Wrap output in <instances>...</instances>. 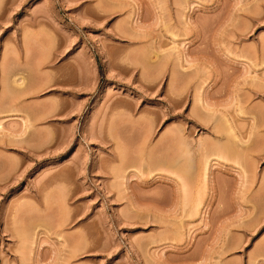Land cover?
Instances as JSON below:
<instances>
[{"label":"rangeland","instance_id":"374dc122","mask_svg":"<svg viewBox=\"0 0 264 264\" xmlns=\"http://www.w3.org/2000/svg\"><path fill=\"white\" fill-rule=\"evenodd\" d=\"M0 264H264V0H0Z\"/></svg>","mask_w":264,"mask_h":264},{"label":"bare ground","instance_id":"6f19581e","mask_svg":"<svg viewBox=\"0 0 264 264\" xmlns=\"http://www.w3.org/2000/svg\"><path fill=\"white\" fill-rule=\"evenodd\" d=\"M22 83V82H21ZM21 83H19V84H21ZM23 84V83H22ZM218 128V127H217ZM228 131H229V129H228ZM232 131V130H231ZM230 132V131H229ZM233 134H234V132H233ZM222 137V136H221ZM220 140H221V138H220ZM235 140V139H234ZM185 142V141H184ZM188 143V142H187ZM189 144V143H188ZM191 145V144H190ZM199 145V148L197 147V152H198V154H199V157H200V160H201V162L203 163V164H200L199 162H198V164H200L199 166L201 167V166H203V171H204V174H205V170H206V168L208 167V165H207V162H205L204 163V159H203V157H205V155L203 156L202 154H203V149H204V147H202V143L201 144H198ZM227 145V144H226ZM230 146H231V144H229ZM187 146V145H186ZM189 146V145H188ZM188 146H187V150H189V152H191L193 149H191L190 147L188 148ZM223 146H225V145H223ZM223 146L221 147V148H223ZM234 146V145H233ZM193 148V147H192ZM203 148V149H202ZM223 149H225V147L223 148ZM227 150V149H226ZM193 152H194V150H193ZM195 153H196V151H195ZM194 153V154H195ZM197 154V153H196ZM195 154V155H196ZM197 154V155H198ZM189 156H187V158H188ZM189 159V160H188ZM187 160L189 161V163H192L193 162V159H194V157L193 156H191L190 158H188ZM206 159H208L207 158V156H206ZM186 160V159H185ZM188 163V162H187ZM191 169V168H190ZM192 170V169H191ZM201 170V173L203 174V171ZM207 174V173H206ZM183 188H184V186H183ZM186 191V190H185ZM197 204H199V203H197Z\"/></svg>","mask_w":264,"mask_h":264}]
</instances>
